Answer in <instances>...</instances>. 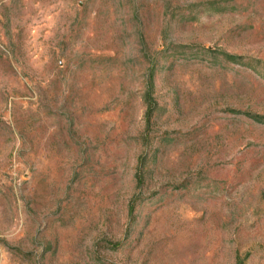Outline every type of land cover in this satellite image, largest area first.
Segmentation results:
<instances>
[{"label": "rangeland", "instance_id": "1", "mask_svg": "<svg viewBox=\"0 0 264 264\" xmlns=\"http://www.w3.org/2000/svg\"><path fill=\"white\" fill-rule=\"evenodd\" d=\"M0 264H264V0H0Z\"/></svg>", "mask_w": 264, "mask_h": 264}]
</instances>
